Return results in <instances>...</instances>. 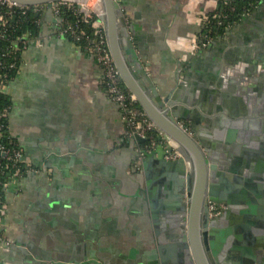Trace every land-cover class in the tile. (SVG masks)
Masks as SVG:
<instances>
[{"label":"crops","instance_id":"1","mask_svg":"<svg viewBox=\"0 0 264 264\" xmlns=\"http://www.w3.org/2000/svg\"><path fill=\"white\" fill-rule=\"evenodd\" d=\"M226 1L121 0L139 24L145 61L157 81L171 84L179 74L222 85L229 76H243V88L254 82L261 91L241 94L264 97V12L241 17L208 46L198 45L207 32L205 19ZM36 5L40 28L22 38L20 65L6 94L9 132L37 171L5 192L0 264H39L44 258L35 250L59 260L83 261L94 253L105 264H143L155 240L149 206L137 195L146 143L129 133L94 51L59 33L47 3ZM95 25L103 27L102 20L96 18Z\"/></svg>","mask_w":264,"mask_h":264},{"label":"water","instance_id":"2","mask_svg":"<svg viewBox=\"0 0 264 264\" xmlns=\"http://www.w3.org/2000/svg\"><path fill=\"white\" fill-rule=\"evenodd\" d=\"M18 1L47 3L52 9L56 0ZM102 3L105 12L98 19L122 76L163 131L154 148L140 151L143 180L137 195L149 206L155 234L143 264H264V97L241 94L248 89L260 93L259 85L250 82L243 88L242 74L229 76L222 85L181 79L179 74L171 84L157 81L145 61L148 49L137 21L129 19L121 0ZM262 12L264 0L242 20ZM182 120L191 132L181 126ZM133 137L141 144L150 140ZM172 138L187 155L169 157L175 147L163 140ZM206 186L201 245L196 226ZM209 202L224 204L223 212L211 217ZM35 255L44 258L39 264H105L94 253L83 261L76 256L59 260L52 253L42 257L37 250Z\"/></svg>","mask_w":264,"mask_h":264},{"label":"built area","instance_id":"3","mask_svg":"<svg viewBox=\"0 0 264 264\" xmlns=\"http://www.w3.org/2000/svg\"><path fill=\"white\" fill-rule=\"evenodd\" d=\"M63 5L78 12V17L74 21L64 20L61 11ZM3 6L11 8L10 13H13L16 8H20L23 12H26L31 5L20 3L18 0H0V22L5 24L7 18L2 10ZM34 6L37 8L36 10L41 11L40 7L37 5ZM51 8L57 18L59 33L76 42L83 39L86 40L88 42L87 46L94 51L98 63L104 69L107 90L124 112L129 133L131 135L139 134L140 136L150 138L144 148L147 150L154 148L160 141V137L163 136V131L140 105L136 93L125 84L105 29L101 26L95 25L97 28L91 34L81 25L83 22H92L94 16L98 18L99 12L97 9L95 12V9L93 10L87 5V1L84 2L82 0L52 1ZM232 10L234 11L235 7H232ZM250 13L251 10L246 9L242 11L240 15L242 17L243 15ZM212 18H215V21L212 22ZM205 24L207 32L198 43L199 46H208L212 42L215 36L210 34V32L214 27L222 26L224 31L221 34H223L233 27L234 22L231 20V14L229 12L217 11L214 15L207 16ZM0 36L4 37L5 33L2 31ZM2 55L11 56L8 62L7 60L0 58V93H6L7 86L12 79L9 70L17 66V55L12 49L5 51ZM19 65L20 64H18V68ZM8 109L9 105L0 107V228L3 226L7 208L5 192L18 189L20 180L27 172L37 171V169L28 162L21 146L16 144L11 145L3 140L4 137H11V134H9ZM2 119H6L7 123H3L1 121ZM180 124L185 130L191 132V128L187 126L185 120H182ZM163 141L168 142L175 147L174 152L169 155L170 158H178L183 155V152L176 148L177 145L173 140L170 139ZM217 211L218 210L213 209L212 213L215 214ZM5 241L6 236L0 232V244Z\"/></svg>","mask_w":264,"mask_h":264},{"label":"trees","instance_id":"4","mask_svg":"<svg viewBox=\"0 0 264 264\" xmlns=\"http://www.w3.org/2000/svg\"><path fill=\"white\" fill-rule=\"evenodd\" d=\"M261 0H229L226 1L222 7L219 9V12L226 11L231 14V20L237 23L241 15L240 13L246 9L253 10L256 9L257 6L260 4ZM232 7H235V10H232ZM36 6L31 5L26 12H23L22 9L16 8L14 9L13 13H10L11 8L7 6H3V12L5 17L7 18V22L5 24L0 22V33L3 31L5 36H0V58L10 60L11 56H3L2 54L12 49L14 53L17 55V66L9 70L10 77L13 78L18 70V64L21 61V46L23 44L22 38L25 34L31 33L35 34L38 32L40 25L38 20L40 19L41 12L40 10H36ZM62 15L64 20L67 21H74L78 16V12L72 8H69L65 5L62 6ZM214 15V14H213ZM212 16V15H211ZM95 19L94 16L92 18V22H83L81 25L82 27L88 32L93 33L96 30L95 26ZM215 21V18H212V22ZM211 22V24H212ZM224 31L222 26L214 27L210 34L217 36ZM78 43L87 46L88 42L86 40L77 41ZM10 100L6 93H0V107H4L9 105ZM3 123H7L6 119L1 120ZM9 133V132H8ZM10 134V133H9ZM3 140L11 145H19L21 146L12 136L11 137H4ZM148 143V142H146ZM22 147V146H21Z\"/></svg>","mask_w":264,"mask_h":264},{"label":"flooded vegetation","instance_id":"5","mask_svg":"<svg viewBox=\"0 0 264 264\" xmlns=\"http://www.w3.org/2000/svg\"><path fill=\"white\" fill-rule=\"evenodd\" d=\"M255 10V9H253ZM252 10V11H253ZM251 11V12H252ZM188 153H183V155H187ZM194 174V173H193ZM195 176V174H194ZM207 195H208V190H207V186L204 188V192H203V195L201 197V201H200V204H199V222L197 223V226H196V236H197V240L199 243H201V245H203V238H202V218L205 214V205H206V199H207ZM223 208H224V204L220 203V204H216V203H213V202H209V215L212 217V216H216L220 213L223 212ZM213 209H216L218 210L217 213L213 214L212 213V210Z\"/></svg>","mask_w":264,"mask_h":264},{"label":"bare ground","instance_id":"6","mask_svg":"<svg viewBox=\"0 0 264 264\" xmlns=\"http://www.w3.org/2000/svg\"><path fill=\"white\" fill-rule=\"evenodd\" d=\"M82 1L86 2V1H88V0H82ZM100 2H101V4L98 3V2L95 4V8L97 9V11H98L99 13H103V14H104V12H105L104 5H103V3H102V0H100ZM102 7H103V8H102ZM103 10H104V11H103Z\"/></svg>","mask_w":264,"mask_h":264},{"label":"rangeland","instance_id":"7","mask_svg":"<svg viewBox=\"0 0 264 264\" xmlns=\"http://www.w3.org/2000/svg\"><path fill=\"white\" fill-rule=\"evenodd\" d=\"M89 2V1H88ZM94 2V0H91V3H93ZM100 3V0H96V2L95 3H93V4H91V6H89L90 8H92L93 10L95 9V5L94 4H96V3ZM101 4V3H100ZM95 12H96V9H95Z\"/></svg>","mask_w":264,"mask_h":264}]
</instances>
